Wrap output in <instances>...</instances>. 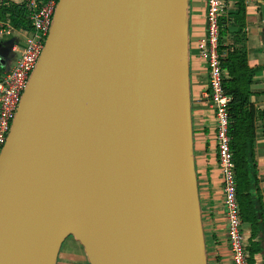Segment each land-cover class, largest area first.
<instances>
[{
	"label": "water",
	"instance_id": "water-1",
	"mask_svg": "<svg viewBox=\"0 0 264 264\" xmlns=\"http://www.w3.org/2000/svg\"><path fill=\"white\" fill-rule=\"evenodd\" d=\"M177 8L59 0L0 156V264H56L85 212L89 264H207L188 139L169 151Z\"/></svg>",
	"mask_w": 264,
	"mask_h": 264
},
{
	"label": "crops",
	"instance_id": "crops-1",
	"mask_svg": "<svg viewBox=\"0 0 264 264\" xmlns=\"http://www.w3.org/2000/svg\"><path fill=\"white\" fill-rule=\"evenodd\" d=\"M228 18V41L239 32L234 24L240 11L237 0H224ZM25 0H0L1 6L23 5ZM244 50L247 66L255 70L250 102L256 110V137L254 140V172L251 175L250 194L255 202L256 222H244L243 230L248 245L249 264H264V0H243ZM206 0H185V89L188 101V149L193 162L199 197L207 264H232L227 242V225L223 210V191L216 146L215 112L208 98V67L201 57L199 45L207 34ZM0 19V76L9 72L19 57L14 48L24 46L19 29L10 26L9 17ZM12 28L13 30L8 33ZM9 50V51H8ZM239 202V201H238ZM240 207V205H239ZM242 216V214H241ZM67 246L63 254L64 247ZM75 244L67 237L56 259V264H67ZM80 261L84 263V256ZM87 259V257H86ZM87 263L88 259H87Z\"/></svg>",
	"mask_w": 264,
	"mask_h": 264
},
{
	"label": "built area",
	"instance_id": "built-area-1",
	"mask_svg": "<svg viewBox=\"0 0 264 264\" xmlns=\"http://www.w3.org/2000/svg\"><path fill=\"white\" fill-rule=\"evenodd\" d=\"M59 0H25L29 27L19 29L24 46H16L19 57L14 67L0 76V156L8 141L23 95L37 67L53 25ZM207 34L201 40V57L208 67V98L215 112L216 146L223 191V210L232 264H249V252L238 202L234 154L229 136L228 106L231 98L223 88V72L218 55L220 18L224 0H206ZM10 33L12 28H9Z\"/></svg>",
	"mask_w": 264,
	"mask_h": 264
},
{
	"label": "trees",
	"instance_id": "trees-1",
	"mask_svg": "<svg viewBox=\"0 0 264 264\" xmlns=\"http://www.w3.org/2000/svg\"><path fill=\"white\" fill-rule=\"evenodd\" d=\"M240 11L235 17L234 24L239 26V32L233 38V43L228 41V18L224 15L220 18L218 35V55L223 72V88L231 98L228 106L230 118L229 136L231 149L234 154L237 176V191L240 211L244 222H256L255 202L250 194L251 175L254 172V140L256 137V110L250 102L252 79L255 70L247 66V58L244 50V8L243 0H237ZM9 17L10 26L14 29L29 27L26 19L27 9L25 5L10 4L1 6L0 19ZM252 171V172H251ZM255 251H251L252 256Z\"/></svg>",
	"mask_w": 264,
	"mask_h": 264
},
{
	"label": "bare ground",
	"instance_id": "bare-ground-1",
	"mask_svg": "<svg viewBox=\"0 0 264 264\" xmlns=\"http://www.w3.org/2000/svg\"><path fill=\"white\" fill-rule=\"evenodd\" d=\"M185 25L181 0H178V8L176 12V20L174 24L173 45H172V75H171V89L172 101L170 108V145L169 151L173 157V164L181 166L186 164L185 148L188 139V122L187 110L188 101L185 89ZM170 203L173 202L170 200ZM90 213L85 212L77 216H69L62 225L61 231L65 234L70 232L78 233L81 230L90 228ZM174 214L170 215V222L173 223ZM176 245V241H173ZM43 264H53L45 261Z\"/></svg>",
	"mask_w": 264,
	"mask_h": 264
},
{
	"label": "rangeland",
	"instance_id": "rangeland-1",
	"mask_svg": "<svg viewBox=\"0 0 264 264\" xmlns=\"http://www.w3.org/2000/svg\"><path fill=\"white\" fill-rule=\"evenodd\" d=\"M74 233L75 232L73 231L70 232V234L68 235V238H69V243L75 244V251L71 252V257H68L65 260L68 261L66 262L67 264H82V261H80V256H83L84 248L79 243V241L75 238L76 234ZM66 250H67V246L64 247L63 254L66 252ZM83 258H84V263L88 264L86 257L84 256Z\"/></svg>",
	"mask_w": 264,
	"mask_h": 264
}]
</instances>
